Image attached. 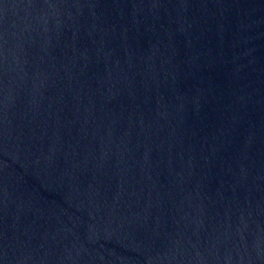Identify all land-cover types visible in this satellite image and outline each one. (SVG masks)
Segmentation results:
<instances>
[{"label": "water", "instance_id": "water-1", "mask_svg": "<svg viewBox=\"0 0 264 264\" xmlns=\"http://www.w3.org/2000/svg\"><path fill=\"white\" fill-rule=\"evenodd\" d=\"M0 264H264V0H0Z\"/></svg>", "mask_w": 264, "mask_h": 264}]
</instances>
